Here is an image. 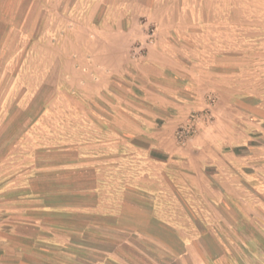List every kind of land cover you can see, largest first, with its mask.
Instances as JSON below:
<instances>
[{"label": "crops", "instance_id": "1", "mask_svg": "<svg viewBox=\"0 0 264 264\" xmlns=\"http://www.w3.org/2000/svg\"><path fill=\"white\" fill-rule=\"evenodd\" d=\"M227 1L0 0V46L58 32L51 53H0V86L26 63L0 106V264H247L220 223L264 220L254 156L237 150L253 122L201 64L230 59L214 32L237 28Z\"/></svg>", "mask_w": 264, "mask_h": 264}, {"label": "rangeland", "instance_id": "2", "mask_svg": "<svg viewBox=\"0 0 264 264\" xmlns=\"http://www.w3.org/2000/svg\"><path fill=\"white\" fill-rule=\"evenodd\" d=\"M227 2H230L232 9V14L230 15L231 25L234 24L237 28L229 30L221 29L214 32L220 36L221 42L227 45L230 43V47L224 45L225 47L221 48L225 50V56L230 59L201 64L207 70H213L215 74H218V85H222L221 87L223 88L226 87L230 91L231 101L238 108L243 109V112L238 111V114L241 115L240 113H242L243 117H248L247 119H251L253 124H255L257 119L262 115L261 112L264 113V0H228ZM53 18L52 14H47L45 20L53 23ZM48 25H46V29H33L29 31L30 38H23L21 31H12L8 44L0 46V53L6 55L15 54L14 58L17 59H21V56L24 59H29V55L51 53V46H47V43L52 44L54 39L57 40L58 32L53 30L51 26L49 28ZM37 38L43 39L46 46L44 44L37 45ZM28 42L30 43L29 46H27ZM22 64L24 71V69L26 70L25 62L16 61L6 64L9 69V72H7L8 81H5L6 84L0 86V106L11 99L15 93V91L12 93L13 89L16 92L20 89L19 86H8V82H11L13 75H19ZM0 75V82L3 83L6 76L1 71ZM207 100L209 107L214 105L215 97L212 94L208 95ZM253 106L258 107L260 110L252 113V116H250L247 110ZM202 111H208L210 117L209 108ZM4 112L5 110L0 109V118ZM237 122L240 123L238 120ZM241 123L246 124L243 121ZM253 124H248L246 130V133L252 138L249 146H244L241 149L237 148V150L238 154H245L247 152L254 156V161L252 162L254 164H251L253 168L247 167V169L256 174L254 177L256 179L253 181L259 184L260 182L264 183V177L261 176L260 172L261 163L259 160V152L261 150L264 151V140L261 139L262 131L260 128L255 127ZM253 192L252 194L254 195L255 193L262 195L261 197H257V199L262 198L264 200V188L260 191L253 190ZM252 207L251 209H253ZM253 210V213L251 211L248 213L250 215L261 216L259 213L261 211L255 210V208ZM231 217L234 218L232 214L228 215L227 210L225 214L222 213L221 215L222 221L220 224L222 226L221 229L224 230V235H226V240L230 241L233 246L240 247L238 248L239 256L247 261V264H264L262 260L264 258V220L258 222H236L234 220L229 221ZM255 252L257 253L255 254Z\"/></svg>", "mask_w": 264, "mask_h": 264}, {"label": "built area", "instance_id": "3", "mask_svg": "<svg viewBox=\"0 0 264 264\" xmlns=\"http://www.w3.org/2000/svg\"><path fill=\"white\" fill-rule=\"evenodd\" d=\"M209 118L210 117L208 111H200L193 113V115H191L189 119V122L177 130L178 140L182 142L183 140H186L193 136L198 124L205 120H208Z\"/></svg>", "mask_w": 264, "mask_h": 264}]
</instances>
